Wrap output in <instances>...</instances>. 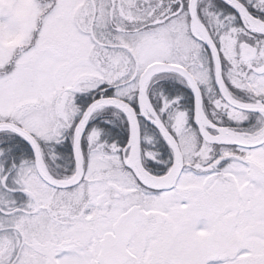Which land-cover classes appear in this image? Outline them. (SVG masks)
I'll list each match as a JSON object with an SVG mask.
<instances>
[{
    "label": "snow or ice",
    "instance_id": "obj_1",
    "mask_svg": "<svg viewBox=\"0 0 264 264\" xmlns=\"http://www.w3.org/2000/svg\"><path fill=\"white\" fill-rule=\"evenodd\" d=\"M0 264H264V0H0Z\"/></svg>",
    "mask_w": 264,
    "mask_h": 264
}]
</instances>
